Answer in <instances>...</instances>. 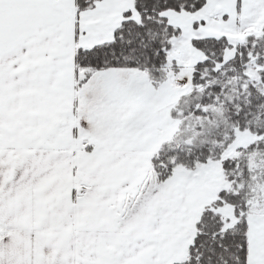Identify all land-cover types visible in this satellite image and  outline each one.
Segmentation results:
<instances>
[{
  "label": "snow or ice",
  "instance_id": "snow-or-ice-1",
  "mask_svg": "<svg viewBox=\"0 0 264 264\" xmlns=\"http://www.w3.org/2000/svg\"><path fill=\"white\" fill-rule=\"evenodd\" d=\"M0 264H264V0H0Z\"/></svg>",
  "mask_w": 264,
  "mask_h": 264
}]
</instances>
